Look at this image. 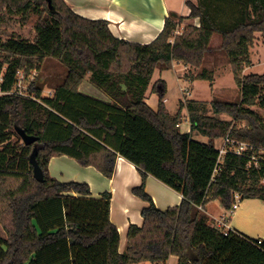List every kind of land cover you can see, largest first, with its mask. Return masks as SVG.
<instances>
[{"label": "trees", "instance_id": "16d2710c", "mask_svg": "<svg viewBox=\"0 0 264 264\" xmlns=\"http://www.w3.org/2000/svg\"><path fill=\"white\" fill-rule=\"evenodd\" d=\"M186 5L190 11L181 19L199 16L198 27L187 24L174 34L176 21L166 17L153 40L138 43L115 37L107 20L85 18L65 0H50V6L47 0H0V9L38 15L33 40L0 42V226L5 232L0 264L155 263L170 255L177 256V264H264V236L225 234L202 211L213 199L230 208L235 193L240 200L264 201V169L247 166L243 156L227 154L210 181L214 141L230 127L234 137L264 144V120L250 107L264 108V73L242 74L254 33L264 40V0H188ZM214 33L230 61L239 99H187L171 114L163 102L166 82H151L154 70L170 68L173 60L198 67ZM46 58H56L64 72L55 80L36 77L28 88L31 96L17 92V71L29 72ZM192 77L213 81L206 69ZM85 78L104 97L81 91ZM44 86L49 94H41ZM149 87L157 95L155 108L146 102ZM221 113L245 126L236 128L216 116ZM180 117L190 123L189 132L180 131ZM15 126L37 137L42 181L33 177L29 161L33 143L20 142ZM61 154L106 177L118 155L139 171L141 183L132 193L148 205L141 209L142 224H129L122 251L109 218L110 192L91 198L86 183L51 177L48 161ZM148 174L179 192L180 202L158 208L144 187Z\"/></svg>", "mask_w": 264, "mask_h": 264}, {"label": "crops", "instance_id": "0c3cea01", "mask_svg": "<svg viewBox=\"0 0 264 264\" xmlns=\"http://www.w3.org/2000/svg\"><path fill=\"white\" fill-rule=\"evenodd\" d=\"M65 1L77 14L85 18L107 20L108 28L115 37L131 42L148 43L153 40L161 31L166 17H172L176 21V25L184 23L185 21L187 24L198 27L201 23L199 16L181 19V17H186L190 11L186 5V1L188 0ZM189 1L193 3L197 2V0ZM215 35L219 36L214 33L211 39H213ZM251 63L250 60L249 64ZM174 66H178V64H174ZM204 69L210 71L207 68ZM169 70L173 71V75L177 80H181L176 77L175 72H177V70L174 67L172 69L154 70L151 82L155 81L157 78H162L166 82L164 76ZM190 78L192 79V76H190ZM91 85L94 87L93 91L87 92L81 87H79V89L86 93L96 95L95 90H97V88L93 84ZM150 87L147 91L149 94L153 93ZM103 96L102 94L101 97ZM164 96L166 109L171 114L176 113L177 107L179 106L177 100L178 96L173 110L169 109L167 106L168 101L166 93ZM156 105L157 97L156 101L150 106L155 108ZM183 112H185L184 109L181 110V116H184ZM179 129L181 132H189L190 123L183 118L182 122L179 123ZM194 139L202 142L208 140L205 136H197L194 137ZM48 171L51 177L60 182L78 181L86 183L89 187V197L91 198H99L104 191L110 192L109 218L118 229L119 251H122L125 246L126 231L129 224L141 225L143 220L141 209L148 205L147 201L132 193V188L141 183V176L136 167L131 162L118 155L112 176L106 177L94 166H83L74 158L61 154L52 156L49 159ZM144 187L152 197L155 205L160 209H165L168 206L176 205L180 202L181 194L179 192L150 174H148L145 179ZM74 195L77 194L75 193ZM239 203L240 205L238 204L235 208L236 227L230 221V217L235 209L231 207L224 208L219 199L209 201L202 211L209 218L208 221H211L214 225H216V220L222 219L225 220L226 223L228 222V225L233 231L241 232L255 239L262 238L264 236V201L258 198H245L240 200ZM177 260V256L170 255L164 262L151 263L148 261H141L135 264H177Z\"/></svg>", "mask_w": 264, "mask_h": 264}, {"label": "rangeland", "instance_id": "374dc122", "mask_svg": "<svg viewBox=\"0 0 264 264\" xmlns=\"http://www.w3.org/2000/svg\"><path fill=\"white\" fill-rule=\"evenodd\" d=\"M7 10L8 8L6 7H2V9H0V42H5L10 37L25 38L29 41L33 40L35 35L34 27L38 17L36 11H29L26 16H22V14L18 12H8ZM186 24L187 23L184 21V23L177 25L175 29L182 32ZM174 34H176L175 30ZM220 44L221 39L219 36H213V39L210 40L211 50L204 55L203 61L198 67L184 64L182 61L178 60L172 61L170 68L172 69L175 67L177 70V72H175L176 77L180 78L181 80H177L175 78L172 70H169L166 74L164 73V77L166 78L167 82L166 95L168 101L167 106L169 109L173 110L177 96L178 103L183 102L186 91H188V94H186L187 99L204 101L206 103H209L213 99H220L226 102L237 101L239 99V87L234 81L232 67L228 57L226 56L225 52L219 48ZM249 58L252 63L243 67L242 74H263L264 40L260 32L254 33L252 44L249 46ZM174 64H178V66H174ZM204 68H207L211 71L213 78L212 82L208 79H194L193 77L192 79L190 78V76L200 72V70H203ZM36 70V81L40 80L42 82L49 78H52L53 80L57 79L58 77L56 78L55 76L63 73L64 67L56 58H46L44 62L36 68ZM91 84L92 83L87 78H85L80 84V87L83 90L90 92L93 91L94 88ZM47 87L48 86H44L42 88V95H46L51 92ZM95 91L96 95L102 96L98 90ZM1 93L2 92H0V94ZM156 97V93L149 94V92H147L146 101L152 105L156 101ZM164 98L165 96L163 97V102ZM250 107L251 109H254L264 120V109L259 108L257 105H252ZM178 108L179 107H177V111ZM185 113L186 111L183 112V114ZM208 113L211 114V109L209 106ZM216 116L220 119L229 120L231 125L234 123L236 128L245 126L244 121L232 120L231 116L227 113L217 114ZM181 117L179 122H182ZM192 136L194 138L197 136L200 137L201 135L192 134ZM12 140L14 141L16 138L13 137ZM238 204L240 205L239 202ZM230 218V221L236 227V209ZM207 219L209 220L208 217ZM0 234L5 235V232L1 226Z\"/></svg>", "mask_w": 264, "mask_h": 264}, {"label": "built area", "instance_id": "2783aa9c", "mask_svg": "<svg viewBox=\"0 0 264 264\" xmlns=\"http://www.w3.org/2000/svg\"><path fill=\"white\" fill-rule=\"evenodd\" d=\"M175 33L179 34L181 32L175 29ZM36 76V68L29 69V72L25 71V69L18 70L16 81V86L18 88L17 92H19L20 94H27L31 96V94L28 92V88L30 87L32 82H34ZM186 94H188V91H186ZM186 94L184 95L183 102L187 100ZM179 123L177 124L178 126ZM214 147L216 149L217 155L210 181H213L215 179L216 174L221 169V163L223 162V159L227 154L243 156L247 159V166L252 165L257 169H264V144L256 145L249 141L234 137L231 133V127L224 136L214 141ZM239 201L240 195L238 193H235L231 208L235 209ZM197 207L199 209H202L201 205H198ZM215 226L222 229L225 234L228 231L232 230L228 225V222L226 223V221L222 219L216 220ZM258 242H260V240H258Z\"/></svg>", "mask_w": 264, "mask_h": 264}, {"label": "water", "instance_id": "95a60500", "mask_svg": "<svg viewBox=\"0 0 264 264\" xmlns=\"http://www.w3.org/2000/svg\"><path fill=\"white\" fill-rule=\"evenodd\" d=\"M47 1H48V5L50 6V0ZM15 131L19 135L24 145H30L33 143L32 150L29 154V161L32 166L33 177L38 181H42L43 180L42 169L38 164V162L36 161L37 145L35 144V142L37 140V137L26 133L21 127L18 126H15Z\"/></svg>", "mask_w": 264, "mask_h": 264}]
</instances>
